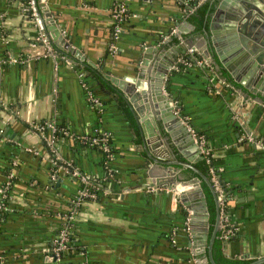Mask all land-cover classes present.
<instances>
[{
	"label": "crops",
	"instance_id": "obj_1",
	"mask_svg": "<svg viewBox=\"0 0 264 264\" xmlns=\"http://www.w3.org/2000/svg\"><path fill=\"white\" fill-rule=\"evenodd\" d=\"M120 2L128 14L114 40L109 10ZM42 14L54 55L45 54L36 39L37 28L24 1L0 0V184L11 174L12 185L0 224V264H53L47 248L66 223L78 189L77 177L63 165L57 178H50L49 152L31 126L46 119L66 125L71 133L59 144V162L100 181L106 163L113 171L96 196L83 199L73 211L70 231L76 247L67 251V261L205 264L207 203L204 208L191 184L201 179L166 162L178 160L196 168L201 154L194 137L179 126L167 131L156 117L158 110L145 100L136 99L143 107L136 114L119 87L133 84L140 65L155 74L168 64L164 91L168 81L173 102L187 119L183 123L205 136L214 163L222 167L224 210L237 228L224 249L241 258L264 256V96L249 92L227 70L238 85L229 88L221 82L225 77H219L215 92L210 90L209 68L177 66L188 47L195 46L210 59L218 77L224 67L210 42L209 21L208 36L195 32L177 0H43ZM112 42L115 50L110 49ZM8 54L20 59L8 62ZM85 64L96 68L110 86L103 89L87 76V86L102 100L100 111L89 102L81 81L86 79ZM119 98L128 110L120 107ZM146 119L158 128L153 131ZM100 129L110 135L109 159L75 140ZM181 190L190 208L180 198Z\"/></svg>",
	"mask_w": 264,
	"mask_h": 264
},
{
	"label": "water",
	"instance_id": "obj_2",
	"mask_svg": "<svg viewBox=\"0 0 264 264\" xmlns=\"http://www.w3.org/2000/svg\"><path fill=\"white\" fill-rule=\"evenodd\" d=\"M208 28L211 31L210 42L222 66L235 81L241 83L249 92L264 96V0H218L210 16ZM206 53H208L207 50ZM147 56H149V50L144 54V57ZM169 66L168 64L162 69L158 67V72L154 74V72H148L143 65H140L133 84H127L126 87L119 85V87L125 90L128 101L136 109V114L140 115L143 110L136 99L145 100L147 106L158 110L159 114L156 117L162 121L163 127L167 131L171 132L175 126H179L181 130L186 131L191 136V131L183 123L181 117L174 112L172 99L163 89L164 78ZM109 80L119 84L110 76ZM155 120L153 117L154 122ZM144 122L149 124L153 131L158 128L157 123H151L147 119ZM194 145L198 148L196 141ZM166 162L183 166L193 176L197 175L201 179L199 182L197 178H194L191 184L196 186L203 207L205 208L207 203L208 209V211L204 209L203 214L206 223H208L209 217L208 241L207 246H205L207 257H205L204 263L264 264V256L240 259L223 255L221 234L218 231L219 203L210 181L191 164L178 160ZM175 182L177 179H174ZM174 183L170 184L171 188L175 187ZM184 193V190H181L179 196L190 208Z\"/></svg>",
	"mask_w": 264,
	"mask_h": 264
},
{
	"label": "built area",
	"instance_id": "obj_3",
	"mask_svg": "<svg viewBox=\"0 0 264 264\" xmlns=\"http://www.w3.org/2000/svg\"><path fill=\"white\" fill-rule=\"evenodd\" d=\"M204 0H197L196 3H200ZM179 2V5L181 7V10L187 15L189 12H191L196 5H191L189 0H177ZM25 6L27 7L28 14L33 22V24L37 28V36L36 39L39 40L45 47V54L47 55H54V49L52 47L50 38L46 32L45 28V20H44V15L42 14V4L43 0H24ZM110 16L112 18V35L113 39L115 40L116 38L119 37L120 32L122 30V23L126 15L128 14L127 8L123 2L116 3L114 4L110 10ZM173 32H176V28L174 27L172 29ZM111 50H115V44L112 42L110 46ZM197 52L201 54L198 49L195 46H190L188 47V53H193ZM20 58L8 54L7 56V61L8 62H17ZM184 62V59H181ZM210 59L206 56H200L199 58L196 59V64L201 65V66H210ZM211 66H210V71H211ZM216 75L211 74L209 77V82L210 85L215 86L214 88H211L210 90L219 92V87H217V83H215ZM222 79V78H220ZM219 79V80H220ZM218 80V81H219ZM82 84L87 86V83L85 80H81ZM222 83L231 85L230 82L228 83L227 80H221ZM211 87V86H210ZM232 87V86H231ZM87 94H88V100L91 103V101L96 105L95 108H97L98 111L102 109L103 103L101 102L100 98L97 97L95 94L92 93V90L87 86ZM172 105L174 106V112L177 113L182 121L186 123L187 119L185 116H182L179 114V109L175 106L173 100H171ZM261 107L264 109V101H261ZM34 130H36L47 150L50 151L52 154L51 161L54 163L56 160H59V144L61 142V137L56 134L57 132V124L55 120L53 119H46L43 121V123L40 122H33L31 124ZM191 132L194 137V140L198 144L199 152L200 154L205 157L206 162L209 164V179L212 183V186L215 190L216 193V198L219 203V212H220V220H219V228L222 230V238L225 239L226 241L229 240L232 236L236 235L237 233V228L235 225L230 222V219L228 218L227 213L225 212V190L222 187L219 179V172L221 171L222 167L221 166H213L211 164V161L213 160V155L212 152L209 148V146L206 144V140L203 134L198 133L197 131L193 130L192 128ZM61 131L64 136L66 135H71L69 132L68 128L66 126L61 127ZM3 132V128L0 126V134ZM82 139H88L90 144L93 145H98L102 150L108 152L107 153V159L111 158V153L109 152V147L110 144L109 139L110 135L109 132L105 129H100L98 132L89 134V135H83L81 136ZM261 145V144H260ZM263 146V145H261ZM36 151V149L34 150ZM54 158V159H53ZM67 165L71 166L70 163L67 162ZM70 172L72 175L76 176L80 182L84 184L83 187L78 188L76 191L75 196L72 199V208L70 211V214L68 215V220H72V215L73 211L77 209L78 205L80 202L83 200L84 197H95L96 194L92 191H90L87 188V175L80 172L76 167L71 166L70 167ZM113 177V171L110 166L106 163V174L104 175L103 179L104 180H111ZM50 178L51 180H55L57 178V169H53L50 172ZM4 183V184H3ZM3 184V185H1ZM0 184V199L3 197H6L8 194L6 190L8 187L11 185V174H8L6 180ZM1 203H0V209H1ZM69 233H70V228H68V225L66 223H63L61 229L59 232L54 236L51 245L47 248V250L53 255V264H63V256L62 254L67 252V249L69 248L68 241H69ZM196 264V261H195ZM198 264V263H197Z\"/></svg>",
	"mask_w": 264,
	"mask_h": 264
},
{
	"label": "trees",
	"instance_id": "obj_4",
	"mask_svg": "<svg viewBox=\"0 0 264 264\" xmlns=\"http://www.w3.org/2000/svg\"><path fill=\"white\" fill-rule=\"evenodd\" d=\"M217 1L218 0H204V1L200 2V3H196V1H189L191 5H196V6L194 7V9L191 12H189L187 15H185V18L188 19L191 23L194 24V31L195 32H202V33L204 32L208 36V34L206 33V30H207L209 17L211 16L212 12L214 11ZM180 7H183L182 4H181ZM182 14H184L183 11H182ZM200 56H201V54H199L197 52H193V53L185 52L182 55V57L184 59V62L183 61L182 62H178L177 66H178V68H185L186 65H196V59L199 58ZM210 66L212 67L211 68V74H213V73L215 74L217 71L214 69V67H213V65L211 63H210ZM210 66H209V70H210ZM202 67L204 69L205 68L208 69V66H202ZM219 73H218L219 74L218 77L215 79V83L218 82V78L219 77H222V78L225 77V79L227 81H229L231 83V85L236 86L237 82H235L230 77V75L227 73L226 69H224V68L221 69ZM82 74H83L84 78H86V79H87V76H90V77L96 79L99 82L101 88L103 87V89H105L106 86L110 88V86L108 85L107 80H105L103 78V76L98 72V70L96 68H91L89 65L85 64V65H83V73ZM209 75H210V73H209ZM86 79H85V81L88 82V79L87 80ZM167 83H168V81H166V86H165L166 87V91L168 92L170 98L173 100V99H175V97H173V94H172V92L170 90V86ZM214 87L215 86L211 85V88H214ZM217 87H219V86L217 85ZM226 88H228V87H226ZM229 88H232V87L229 86ZM92 93L95 94L93 91H92ZM119 99H120L119 100L120 107L122 109H124V110L125 109L128 110V108H127V107H129L128 104L125 101H123L122 98H119ZM101 102H102V100H101ZM91 104L94 107H96V105L92 101H91ZM176 105L178 106L179 104L176 102ZM96 110H97V108H96ZM129 118L131 119V116H129ZM43 121L44 120H40L38 122L43 123ZM55 122H56V120H55ZM56 124H57V132H56V134L58 136H60L61 140H62V139H64L67 136L63 135V133L61 131V127L66 126V125H62L61 123H57V122H56ZM198 133L202 134L201 132H198ZM75 140L78 141V143L79 142L82 143L83 146H90V147H94V148L98 149L99 151L102 152V154L104 155V158L107 159V157H108L107 153L108 152L102 150L98 145L90 144L88 139H86V138L82 139L81 136H80V137L76 138ZM108 143L110 144L109 152L112 153L113 152V146L111 144V139H109ZM48 152H49L50 158H52L53 156H52V154L50 153L49 150H48ZM211 164L213 166L217 167L216 164L214 163V159L211 161ZM60 165L65 166L70 171V167L71 166L67 165V162L62 164L61 162H59V160H56V162H54V163L51 161V169L52 170L53 169H57ZM195 165H196V168L203 175H205V177L208 179V181H210V179H209V176H210L209 175V164L206 162L205 157L201 156V159ZM188 173H189L190 177L193 176L189 171H188ZM194 176H197V175H194ZM219 179H220V183H221L222 187L224 188V190L226 192L227 191V186L221 181L220 175H219ZM77 180H78V178H77ZM87 180H88V183L86 185L87 188L90 191L94 192L95 194H97L99 192V189H101V188H103L105 186V181H106L104 179L102 181H100L99 179H95L93 177L91 178L90 176H87ZM210 183H211V181H210ZM3 184H1V185H3ZM211 185H212V183H211ZM11 186L12 185H10L8 187V189L6 190L8 195L6 197H3L2 199H0V203L2 205L1 209H0V224L5 219V215H6L7 211H8V200H9V192L11 190ZM83 186H84V184L82 182H80V180H78V188H81ZM85 198H92V197H84L83 199H85ZM72 205L73 204L71 202L69 204V209H71L73 207ZM71 224H72L71 221L67 219L66 225H68V228H70V229H71ZM218 231L222 235V230L220 228H218ZM221 241H222V252H223L224 256L230 257V258H240V259H242L239 256H232V255L227 254L225 249H224L226 240L223 239L222 236H221ZM68 245H69V248L67 249L68 253L72 252L73 249L75 250L76 243H75V241L73 239V234H72L71 231L69 233ZM66 253L62 254V256H63V264H71V262L67 261L66 258H65L66 257ZM198 257H200V255Z\"/></svg>",
	"mask_w": 264,
	"mask_h": 264
},
{
	"label": "rangeland",
	"instance_id": "obj_5",
	"mask_svg": "<svg viewBox=\"0 0 264 264\" xmlns=\"http://www.w3.org/2000/svg\"><path fill=\"white\" fill-rule=\"evenodd\" d=\"M175 106L178 108V106L176 105V103L174 102Z\"/></svg>",
	"mask_w": 264,
	"mask_h": 264
}]
</instances>
